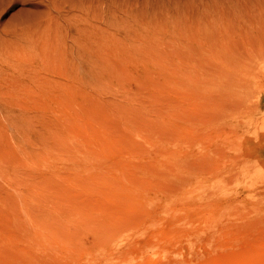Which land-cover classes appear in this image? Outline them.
Here are the masks:
<instances>
[{
    "label": "rangeland",
    "instance_id": "rangeland-1",
    "mask_svg": "<svg viewBox=\"0 0 264 264\" xmlns=\"http://www.w3.org/2000/svg\"><path fill=\"white\" fill-rule=\"evenodd\" d=\"M0 264H264V0H0Z\"/></svg>",
    "mask_w": 264,
    "mask_h": 264
}]
</instances>
